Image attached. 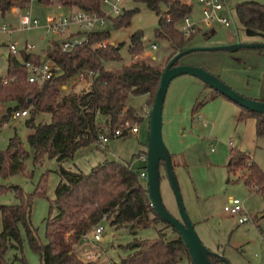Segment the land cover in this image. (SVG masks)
<instances>
[{"label":"trees","instance_id":"trees-1","mask_svg":"<svg viewBox=\"0 0 264 264\" xmlns=\"http://www.w3.org/2000/svg\"><path fill=\"white\" fill-rule=\"evenodd\" d=\"M31 1L0 0V15H5L17 5L21 9L25 8ZM37 1L52 5L53 0ZM58 1L73 10L103 13L101 0ZM136 1L144 2L155 11L158 16L155 35L167 39L176 51L193 46L190 41L196 33L199 32L204 38H209L212 33L199 30L185 36L174 26L175 21L191 13V5L176 0ZM161 5L165 7L163 11ZM137 10L125 9L123 13L109 19L115 28L126 27ZM235 16L244 35L246 28L260 34L255 37L256 40L243 42H264L263 3L255 0L237 2ZM235 27L238 32L236 22ZM108 37L107 31L90 32L87 40L71 51H63L57 39L50 41L51 48L46 56L60 72L42 84L29 82L28 70L24 66L25 61L40 63L37 54L22 50L20 58L8 55L6 73L0 76V104L7 105L5 113L0 116V127L8 122L14 111L27 109L29 117L25 125L31 132L26 141L15 134L9 139L7 147L0 151L1 177L23 172L24 160L30 150L34 163H40L45 156L63 162L81 147L99 145L102 134L112 136L115 130H121L125 135L132 123L141 121L136 109L127 105L128 98L130 95L146 94L147 99H154L162 68L144 59L106 68L104 62L121 60L120 48L123 45L110 43ZM101 42H105V46H97ZM144 46L142 30H136L129 36L127 50L130 55L141 54ZM85 70H91L93 75L91 78L85 77L82 81L85 84L77 89L75 75ZM66 84L69 85L67 91L63 89ZM211 91L210 98L219 94L215 90ZM241 109L246 115L255 118L257 135L263 134L264 114ZM40 113L49 114L50 121L35 122V116ZM27 144L30 149H27ZM161 165H164L163 161ZM227 166L231 172L244 171L241 175L244 183L254 188L264 204V171L250 155L239 149H230ZM59 177L55 198L49 206L50 212L56 209V214L45 219V243L31 222V210L33 198L46 195V178L43 175L35 190L27 195L23 194L19 186H12L18 202L0 204V264H11L6 258L10 247L21 249L20 228L24 230L29 247L38 254L40 264H98L95 260L82 258L74 246L80 242L83 234L103 220H107L115 229L124 228L132 236L125 245L130 249V254L113 264H180L182 255H188L179 235L168 239L165 233L158 230V235L151 239L137 236L141 228L163 220L151 205L146 182L139 178L136 170L130 168V161L104 160L88 173L78 168L71 170L60 166ZM260 233L264 235V230L260 229ZM14 258L27 264L23 257ZM209 258L212 264L219 260L213 255Z\"/></svg>","mask_w":264,"mask_h":264},{"label":"rangeland","instance_id":"rangeland-1","mask_svg":"<svg viewBox=\"0 0 264 264\" xmlns=\"http://www.w3.org/2000/svg\"><path fill=\"white\" fill-rule=\"evenodd\" d=\"M192 1L193 9L190 18L196 20L200 16L199 5L197 1ZM226 1L234 12L236 3L245 0ZM255 1L264 4V0ZM124 7L125 9H138L128 26L115 28L111 20L107 18L105 23L98 27L100 30L109 32L108 41L110 43L116 45L123 43L120 48L121 60L104 62V66L110 69L120 67L123 63L128 64L133 60L144 59L163 69L177 51L167 39L155 35V29L158 27L157 14L141 1L126 0ZM65 8L71 9L69 6H62L58 0H53L52 5H44L37 0H32L25 8H19V12L37 18L42 25L49 15L65 11ZM101 8L102 11L109 12L108 6L102 5ZM164 9L165 7L161 5V10ZM181 22L182 20L174 22L178 30ZM2 23H7L16 30L12 34L0 32V76H4L7 70L8 49L3 43H8L10 40L17 41L19 49L17 56L22 50L25 51V44L29 43L33 45L31 52L37 54L41 61H45L47 51L51 48L49 43L55 38L45 34L41 28L17 29L18 17L11 12V9L5 15H0V24ZM236 26L240 37L246 38L237 20ZM136 30L143 31L145 46L141 54L132 56L127 47L129 36ZM199 30H208L212 33L209 38H204L198 32ZM196 32L198 33L190 41L192 45H215L214 43L218 42L227 44L230 43L228 40L234 37V27L221 24H215L213 29L200 26ZM73 34L78 38H84L81 32H72L71 35ZM152 44L156 47L152 48ZM238 50L241 53H248L250 49ZM212 54L214 53L209 51L191 52L182 56L178 63H195L198 58L211 61ZM227 54L228 52L224 51L214 54L220 65L215 67L220 74H214L208 70L207 66L200 67L216 75L223 82H225L224 77L232 78L233 73L246 75V72L233 70L235 66H232V61ZM250 78V81H254V74ZM84 84L78 81L77 89ZM66 85L67 91L69 85ZM211 95V89L196 77L182 74L173 78L168 85L163 103L162 138L171 155L174 174L186 212L202 243L220 257L213 264H264V235L260 233V229L264 230V216L259 217V214L264 213L262 198L254 191V188L252 189V186L244 183L241 178L244 171L231 172L227 166L230 149H239L249 154L264 171V128L263 134L257 135L254 117L243 113L241 107L225 97L220 95L218 98H210ZM152 102L153 98L147 99L144 94L130 95L128 98V105H132L137 110V115L143 117L139 123H132V126H138L139 133L137 134L110 138L104 144L85 146L63 162L45 156L40 163H34L33 152L30 150L24 160L23 172L5 178L0 176V204L17 203L18 198L12 186H19L24 195L30 194L44 175L46 195L33 198L31 222L41 241L45 243L47 241L45 219L56 214V209L50 212L49 206L55 198V188L60 180V166L71 170L78 168L88 173L92 167L104 160H117L130 161L131 168L137 170L141 163L136 160V156L140 151L146 150L148 118ZM6 107V104H0V116L5 113ZM28 117L29 113L26 116H12L0 127V151L7 147L9 139L15 134L22 140H27L31 132L25 125ZM41 121L49 122L50 115L37 114L35 122ZM160 174V192L163 203L173 216L179 217L175 197L163 165L160 166ZM230 198H238L243 203L248 214L246 222L239 223L238 215H232L224 210ZM100 224L104 227L103 239L97 242L81 239L74 246L77 254L84 259L95 260L98 264H113L118 259L127 257L131 251L125 245L132 239V236L124 228L111 227L107 220H103ZM158 230L165 233L168 239L176 238L178 235L166 223L159 221L149 227L141 228L137 236L151 239L158 235ZM20 233L21 249L10 247L6 252V258L11 264H23L20 259H15V256L23 257L27 264H40L38 254L29 247L26 241L23 228H20ZM180 264H191L189 256L183 254Z\"/></svg>","mask_w":264,"mask_h":264},{"label":"built area","instance_id":"built-area-1","mask_svg":"<svg viewBox=\"0 0 264 264\" xmlns=\"http://www.w3.org/2000/svg\"><path fill=\"white\" fill-rule=\"evenodd\" d=\"M182 4H188L192 6V0H176ZM199 5V18L192 20L190 14L183 17L181 20V26L179 31L185 36H189L196 30L203 26L206 29H213L215 24H221L229 27L233 26L235 20V11L229 7L226 0H195ZM126 0H101V6L106 5L109 7V12L99 14L94 11L83 10V9H66L60 13L49 15L44 24H40L37 18L31 17L29 14H20L19 7L14 6L11 8V12L18 17L19 26L17 29L31 30L35 28H41L45 34L51 35L53 38L59 41L61 49L63 51H71L78 44L87 40V35L90 32L100 30L98 27L102 26L106 19L111 15L117 16L123 13L125 9ZM16 28H13L7 23L0 24V32L12 34ZM72 32H81L84 38H78ZM97 46H105V42L99 43ZM156 45L152 44V48ZM33 48L32 44H25V51L31 52ZM8 53L17 56L19 49L17 41L10 40L7 43ZM24 66L28 70V81L31 83L42 84L45 80L52 79L59 74L58 67L50 60L40 61L38 64L31 63L29 61L24 62ZM91 70H85L75 75V81H83L85 77L91 78ZM28 110H16L13 112L14 117L26 116ZM138 126H131L125 135L137 134ZM124 133L121 130H115L112 136L107 133L102 134L99 139L100 144L107 143L109 139L117 138L122 136ZM141 165L137 168L139 178L142 181L147 180V169H146V150L142 151L136 156ZM131 168V165H130ZM224 210L232 215H238V222L244 223L248 220V214L244 209L243 203L238 198H230L227 205L224 206ZM104 227L98 223L93 226L92 229L83 234L82 239L97 242L103 239Z\"/></svg>","mask_w":264,"mask_h":264},{"label":"water","instance_id":"water-1","mask_svg":"<svg viewBox=\"0 0 264 264\" xmlns=\"http://www.w3.org/2000/svg\"><path fill=\"white\" fill-rule=\"evenodd\" d=\"M234 27L233 44H216V45H193L177 51L162 69L159 86L151 105L148 118V137L146 142V169H147V191L156 214L172 228L176 230L181 240L187 248L191 264H212L209 256H217L212 253L201 241L194 224L191 222L184 207L180 189L176 176L174 174L171 155L162 138V109L166 91L170 81L182 74H187L201 80L210 89L217 91L220 95L237 104L239 107L251 112L264 114V100H258L246 97L231 88L216 75L212 74L203 67L194 64L178 63V60L191 52L195 51H236L241 48L264 49V42H243L240 40L238 32ZM254 30L245 29V35L252 37L258 35ZM30 149L29 145H26ZM164 162L166 177L170 183L172 192L175 197L179 217L173 216L165 207L160 192V162ZM264 213L259 214L263 217Z\"/></svg>","mask_w":264,"mask_h":264},{"label":"crops","instance_id":"crops-1","mask_svg":"<svg viewBox=\"0 0 264 264\" xmlns=\"http://www.w3.org/2000/svg\"><path fill=\"white\" fill-rule=\"evenodd\" d=\"M252 40H256L255 37L241 38V41H252ZM228 42L230 43H227V44H233L234 37L228 40ZM214 44L216 45V44H222V43L218 42ZM3 45L7 47V43H3ZM239 51L240 50H236L235 52L232 51L227 54V57L232 61L231 62L232 66H235L233 67L234 71L240 70V71H243L244 73L246 72L247 74L240 75L238 73H233L232 78L224 77L223 80L227 82L230 86H232L234 90L238 91V93L243 94L246 97L264 100V50L263 49L262 50L250 49L248 53H245V52L241 53ZM210 53H214L216 55V53H220V52H210ZM214 54H212L213 56H212L211 61H206L204 60V58H198L195 63H192V62H187V63L195 64L197 66H207V68L209 67L208 70H211L214 74H220V72H218V70H216L217 68L215 67V66H220V65L216 61L217 56H215ZM8 55L9 53L7 52L6 57H8ZM17 57L20 58V54ZM46 59H48L47 56H46ZM252 74H254V81L253 80L250 81L251 79L250 77ZM245 77H248V78H245ZM66 86L67 85L63 86L64 90H66L65 89ZM216 97L217 98L220 97V94H218ZM136 113H137V110H136ZM138 116H140L141 119H143L141 115L138 114ZM138 133H139V130H138Z\"/></svg>","mask_w":264,"mask_h":264}]
</instances>
